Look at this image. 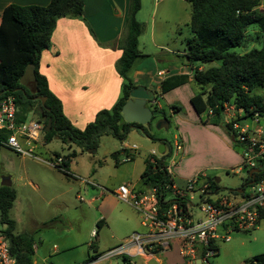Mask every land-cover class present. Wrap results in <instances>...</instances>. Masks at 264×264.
Masks as SVG:
<instances>
[{
  "label": "rangeland",
  "instance_id": "obj_1",
  "mask_svg": "<svg viewBox=\"0 0 264 264\" xmlns=\"http://www.w3.org/2000/svg\"><path fill=\"white\" fill-rule=\"evenodd\" d=\"M257 9L264 12V0L260 1ZM191 14L192 7L188 0H141L137 19L143 23V31L138 44L146 56L139 58V69L152 70V78L156 80L159 69L171 70L169 65L173 62L179 65L185 62L186 39L192 35L189 26ZM152 31L154 36L151 37ZM254 33L255 31L251 32L233 50L243 53L258 46V42L253 39ZM125 34L123 31V37ZM186 64L190 70L197 65ZM218 64V61H214L201 64L200 68L206 69ZM186 83L181 90L167 91L163 97L158 98L168 119L167 127L161 125L158 116H154L145 127L150 133L168 142L167 163L179 161L174 168L177 181H180V177L188 176L192 169L205 170L204 172L219 178L217 185L220 188L217 194L234 199L236 195L231 190L241 187L247 176L243 172L241 150L233 148L241 159L240 165L235 166L237 156L229 154L227 148H224V145L229 146L232 137L221 125L216 130L200 124V120L193 115L188 97L191 92L197 93L199 87L194 81ZM256 93L264 96V89H256ZM173 103L179 107L178 111L171 110L170 105ZM150 105L159 110L157 104ZM235 112L232 111L231 114L233 119H236ZM31 119H38L34 112L27 114L26 120ZM230 119L231 117L224 115L226 123ZM246 122L251 126L256 125L251 118L246 119ZM186 126H189L187 130ZM182 133H185L189 141L184 151H178L175 143L181 142ZM43 139L44 134L41 136L42 146L35 151L43 159L49 158V151L62 154L76 152L70 169L75 177L66 178L57 168L42 161L22 156L6 147L0 148V182L10 178L11 186L17 193L14 209L10 214L12 218H18L17 231L23 230L21 221L25 220L29 212L37 214V220H47L44 224L39 221L32 233L36 245L33 260L37 264H83L95 255V247L106 252L126 243L133 232L145 230L138 212L127 202L118 199L113 191L123 183H130L136 188L144 185L140 176L145 168V159L149 157L151 150L157 151V142L132 125L123 141L111 134L102 135L95 150H85L75 143H63L57 137L46 143ZM124 144H136L138 149L132 152L130 161L121 162L126 152H129L123 149ZM117 150L119 162L111 156ZM41 178L50 186L41 185L40 189H34L33 183L41 182ZM82 179L92 180L98 186H92ZM101 191L107 195L104 201L100 196ZM56 194L58 195L53 198ZM62 202L66 205L61 206ZM100 219H104L105 223L98 228L97 222ZM93 230L98 231L97 237L93 235ZM220 233L228 234L230 240L218 242L219 251L210 258L211 264H244L255 255L264 253V219L251 230L223 227ZM104 263L139 264L140 260L133 258L130 262L124 260L123 255L117 254L106 258Z\"/></svg>",
  "mask_w": 264,
  "mask_h": 264
},
{
  "label": "trees",
  "instance_id": "obj_2",
  "mask_svg": "<svg viewBox=\"0 0 264 264\" xmlns=\"http://www.w3.org/2000/svg\"><path fill=\"white\" fill-rule=\"evenodd\" d=\"M188 1L192 7L189 22L192 35L186 39L184 57L188 58L191 66L197 63L192 66V81L199 87V91L190 99L191 105L202 116V122L224 127L232 137L233 146L242 151L243 146L236 142L231 123L224 121V110L226 105H233L236 121L252 119L257 111L264 112V96L256 93V89H264V12L257 9L261 0ZM140 8L141 0H130L126 18L127 33L120 43L123 53L116 66L123 78L122 94L111 108L98 111L95 119L84 129H80L64 114L62 101L51 91L47 77L40 72L39 67L41 54L50 45L57 19L84 18L83 1L50 0L46 5H7L0 22V99L9 94L14 96L18 120H26L27 114L34 112L43 124L45 143L57 137L63 143H75L85 150H95L102 135L111 134L123 141L134 124L153 141L168 145L165 139L155 137L144 125L125 122L120 127L122 107L129 99L131 89L136 86L130 76L131 69L138 58L146 56L138 44L143 31V23L137 19ZM253 31V39L258 42V46L243 53L233 50ZM214 61L219 64L206 69L200 68L201 64ZM28 73L29 80L33 82L32 87L25 81ZM189 79L190 75L187 73L169 76L162 81L161 93L185 84ZM39 95L46 97L45 104L37 98ZM172 108L179 109L177 105ZM209 110H212V114H209ZM6 136L7 133L0 130V148L6 147L2 143ZM118 152L111 155L116 162H119ZM54 155H62L65 166L70 170V162L76 152L62 154L55 151ZM167 156L168 152L163 154L157 166L150 163L149 158L146 159V166L141 174L144 185L151 187L158 181L168 180V173L162 165ZM259 168L261 170L254 177L247 174L239 187L243 189L242 192L237 188L231 191L235 195L247 194V188L264 177V160ZM58 170L68 178L74 177L70 172ZM208 178L214 188L219 190L217 178L211 175ZM16 197L17 193L12 186L0 183V224L4 235L11 238L10 249L17 264H35L32 233L17 232L16 221L10 215ZM262 219L264 208L260 211V220ZM104 223L105 220L100 219L97 222L98 228ZM97 233L98 231L95 236ZM94 254L90 259L98 258L101 253L96 251ZM252 261L264 264V253L255 255L244 264Z\"/></svg>",
  "mask_w": 264,
  "mask_h": 264
},
{
  "label": "built area",
  "instance_id": "obj_3",
  "mask_svg": "<svg viewBox=\"0 0 264 264\" xmlns=\"http://www.w3.org/2000/svg\"><path fill=\"white\" fill-rule=\"evenodd\" d=\"M17 111L13 95H5L0 99V130L7 133L3 145L22 156L42 160L54 168L73 174L65 166L62 155L42 159L35 153L36 144L41 141L43 134V124L38 119L18 120ZM232 111H236L233 105L225 106L224 114L231 117L228 123H231L235 140L243 146L242 166L248 169L259 167L264 160V112L253 114L252 121L256 125L251 126L246 121L233 119ZM209 114H212V110H209ZM175 146L178 151L182 150L180 142H176ZM124 149L129 152H126L121 162L130 161L132 152L138 146L125 145ZM162 155L158 150H151L148 157L150 163L159 165ZM176 164L177 160L171 164L164 160L162 165L168 173V180L158 181L146 191H138L130 183H123L113 191L118 199L127 202L138 212L145 230L133 232L126 243L104 252L103 258L117 254L130 256L132 247L137 254L159 253L175 244L184 264H196L197 259L201 260V264H211L210 258L217 253L218 242L230 240L228 234L220 233L221 228L251 230L258 225L260 211L264 208V177L252 183L246 190L247 194L229 199L217 194V189L204 171L188 178L183 185H178L173 172ZM82 181L98 186L89 179ZM10 246L9 237L4 235L0 227V264H17Z\"/></svg>",
  "mask_w": 264,
  "mask_h": 264
},
{
  "label": "crops",
  "instance_id": "obj_4",
  "mask_svg": "<svg viewBox=\"0 0 264 264\" xmlns=\"http://www.w3.org/2000/svg\"><path fill=\"white\" fill-rule=\"evenodd\" d=\"M49 1L50 0H0V22L2 18L3 9L11 3H17L21 5H46ZM82 1L84 3V18L60 17L57 19L55 28L51 34L50 45L48 48L43 50L41 54L39 67L40 72L47 77L49 88L51 89V91L62 101L64 114L75 127L80 129H84L88 123L93 121L98 111L105 108H111L122 94L123 78L118 73L115 65L123 53L122 49L120 48V43L121 40L124 38L123 31L124 34L125 32L127 33L126 18L130 3V0ZM152 36H154L153 31L151 33V37ZM141 51L143 52L142 49ZM169 67V69L171 70H166L163 68L159 69L157 71L158 79L155 80L152 78L154 75V72L152 70L139 69L140 67L138 58L135 61L130 73V76L134 81L135 85H144L146 88L151 89L155 92V99L153 101L157 104V108L159 110L164 109L163 105L158 100L159 97H163L165 95L164 93H161L162 81L164 79L174 74L187 73L190 75L189 81H192V69H188L186 62L180 65L173 62V64H170ZM186 84H182L168 91V93L171 91L181 90V87ZM194 94L195 93L191 92L188 95L189 100ZM173 105L177 104L173 103L170 105V107H172ZM171 110L175 112L176 109L171 108ZM192 110L193 115L200 120V124L202 126H209L214 129L219 128V126L216 124H205L204 122H202V116L196 113L194 108ZM159 117L160 116H158V119H160ZM188 128L189 126H186L185 130H187ZM180 140V143L182 145L181 151H184L187 146V142L189 141L185 133L181 134ZM42 142L43 141H39L36 144L35 151H37L42 146ZM161 143L164 142H157V148ZM125 145L128 144H124L123 148ZM224 148H227L226 150H228L227 152L229 154L237 156L235 157V159L237 158V160H235V166H239L241 163V159L240 156H238V154L233 149L234 146L232 140L229 143V146L226 147V145H224ZM50 152L53 153L50 154ZM54 152L55 151H49V157L54 155ZM167 152L168 146L165 144V153ZM240 152L242 155V151ZM165 162L167 163L166 159ZM178 163L179 161H177V164L173 167V172L174 168L178 165ZM71 164L72 159L70 162V169ZM201 171L205 170L192 169L188 173V176L180 177V181L176 180V175L174 173L175 182L178 185H183L185 183V180L193 177ZM62 176L65 175L62 173ZM216 178L219 181V178ZM41 179L42 183H33L32 186L34 189H40L41 185H49V183L45 182L44 178ZM5 180L6 179L2 180L0 183L2 184ZM28 183L30 185L31 181H29ZM143 186H145L144 189ZM143 186L136 188L134 185L135 189L138 191H146L149 188L146 185ZM57 195L58 194L53 196V198H55ZM100 196H102L103 201L107 197L106 193L103 191L100 192ZM60 205L64 206L66 205V203L62 202L60 203ZM35 215L37 214L29 212L25 220L21 221V224L23 225V230L17 232L33 233L39 221H42V224L47 221L37 220L38 216ZM13 219L16 221L17 226L18 218L14 216ZM92 233L94 235L95 230H93ZM95 248L97 249V252L101 253L99 255V258L89 259L83 264H106L104 263V261H106V258L102 257L104 249L100 250L98 249V246ZM34 249H36L35 244ZM130 253V256L123 255V259L132 262L133 258H139V264H151V262H155L156 264H184L183 257L180 255L178 246L175 244H173L170 249L161 251L158 254H137L136 249L133 247L130 249ZM34 263L37 264L36 261H34Z\"/></svg>",
  "mask_w": 264,
  "mask_h": 264
},
{
  "label": "water",
  "instance_id": "obj_5",
  "mask_svg": "<svg viewBox=\"0 0 264 264\" xmlns=\"http://www.w3.org/2000/svg\"><path fill=\"white\" fill-rule=\"evenodd\" d=\"M188 58L185 59V62L188 63ZM25 78L26 84L29 87H32L33 82L30 81V74L28 73ZM41 100L42 104H45V96H37ZM155 99V92L151 89L146 88L144 85H136L130 91L129 99L124 103L122 107V117L120 119V127H123L125 122L138 123L141 125H147L150 123L154 116L162 115L163 111L153 109L150 105V102ZM167 121L161 122V125L167 127ZM132 126H135L132 124ZM160 154H165V144L161 143L158 147ZM261 169L259 167L248 169L247 167L243 168V172L247 173L249 176L254 177L255 173H258ZM3 185L11 186L10 178H7ZM239 192L243 191L242 188L237 189ZM9 242L11 244V238L9 237ZM196 264H201V260L197 259Z\"/></svg>",
  "mask_w": 264,
  "mask_h": 264
},
{
  "label": "flooded vegetation",
  "instance_id": "obj_6",
  "mask_svg": "<svg viewBox=\"0 0 264 264\" xmlns=\"http://www.w3.org/2000/svg\"><path fill=\"white\" fill-rule=\"evenodd\" d=\"M159 118H160V121H161V122H163V121H168V120H167V117H166V115H165L164 112L162 113V115H160Z\"/></svg>",
  "mask_w": 264,
  "mask_h": 264
}]
</instances>
